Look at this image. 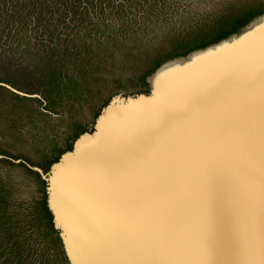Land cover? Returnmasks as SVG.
Masks as SVG:
<instances>
[{"label": "rangeland", "instance_id": "obj_1", "mask_svg": "<svg viewBox=\"0 0 264 264\" xmlns=\"http://www.w3.org/2000/svg\"><path fill=\"white\" fill-rule=\"evenodd\" d=\"M264 0H0V264L77 257L49 175L108 115L243 77Z\"/></svg>", "mask_w": 264, "mask_h": 264}, {"label": "snow or ice", "instance_id": "obj_2", "mask_svg": "<svg viewBox=\"0 0 264 264\" xmlns=\"http://www.w3.org/2000/svg\"><path fill=\"white\" fill-rule=\"evenodd\" d=\"M243 77L209 83L152 122L124 148L85 161L92 183L62 205L84 227L73 245L77 257L103 252L115 264H264V36L249 50ZM225 203L246 238L221 246L216 219ZM195 211V245L175 228ZM90 217L103 219L111 241Z\"/></svg>", "mask_w": 264, "mask_h": 264}, {"label": "water", "instance_id": "obj_3", "mask_svg": "<svg viewBox=\"0 0 264 264\" xmlns=\"http://www.w3.org/2000/svg\"><path fill=\"white\" fill-rule=\"evenodd\" d=\"M177 103H160L146 107H137L129 110L117 111V114L108 115L102 122V127L96 135L86 136L78 141L72 153L67 154L62 161L57 164L49 175V181L54 182V195L64 194L78 198L80 193L91 183V177L85 173L83 165L85 161L102 155H110L124 148L128 140L138 134V132L148 126L156 113L161 108L170 107ZM58 208L65 221L68 222L82 241L87 239L84 227L80 220L65 208L59 198ZM104 232L105 238L101 244L110 242V226L101 218L90 217ZM216 236L218 243L223 246L229 240L233 243L246 238L243 226L237 230L232 213L225 203L223 210L215 222ZM175 228L180 237L195 245L200 236V223L195 211L181 214L175 221ZM92 259L99 258L105 264H115L116 258L108 256L103 252L89 256ZM238 257L232 255H221L218 257L219 264H237ZM98 260V259H97Z\"/></svg>", "mask_w": 264, "mask_h": 264}]
</instances>
